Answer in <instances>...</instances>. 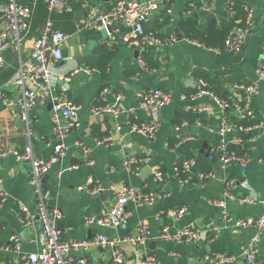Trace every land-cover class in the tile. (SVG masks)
<instances>
[{
    "label": "crops",
    "instance_id": "obj_1",
    "mask_svg": "<svg viewBox=\"0 0 264 264\" xmlns=\"http://www.w3.org/2000/svg\"><path fill=\"white\" fill-rule=\"evenodd\" d=\"M114 1H71V11L49 13L42 29L37 26L36 3L31 28L23 36L20 53L12 49L4 53L6 66L0 71V84L16 72L20 58L30 56L34 40L48 21L52 28L69 34L62 46V58L50 65L51 95L46 97L39 91L36 104L29 110L28 125L39 136L32 140V151L37 156H49L58 141L52 133L54 118H58L59 125L65 124L62 115L48 109V102H56L64 95L76 114V124L61 140L66 156L54 163L39 182L41 189L49 192L47 207L61 211L59 226L64 238L104 235L122 251L120 264H143L145 255H152L156 264H203L205 256L218 252L235 256L234 264H249L241 255V246L256 232L253 228L236 226L235 220L264 215V78H258L256 73L264 46V0H239L250 10V30L242 48L236 52L209 50L187 40L180 21L191 17L200 29H205L213 20L220 25L231 15L230 5L237 0L209 3L199 0L204 3L200 6L197 0H171L168 9L160 1L158 9L145 20V29H154L162 37L172 35L175 40L171 44L144 48L129 43L127 38L132 28L124 22L111 29L84 28L89 12L106 9ZM207 15H210L208 23ZM176 30L181 39L177 38ZM139 58L156 61L158 67L144 70L138 63ZM85 68L91 72H85ZM195 69L216 76L223 87L255 82L258 91L249 101L257 124L247 131L230 128L222 132V112L215 98L207 93L191 94L200 87L193 76ZM104 87L109 88V93H102ZM155 88L171 95L170 102L160 110L161 125L156 135L147 137L131 132L130 122L147 123L153 119L151 112L139 107V103L141 94ZM67 90L71 91V99H67ZM98 99L117 106L118 116L92 115L89 108ZM13 100L10 93L0 100V125L11 131L8 138L0 136V149L9 144L21 147L17 142L24 137L27 142L26 123L18 118ZM102 139L106 140L98 143ZM221 145L227 153L245 154L247 165L223 164ZM132 157L146 162L129 171L123 162ZM180 158L195 160L191 180L185 185L173 173V166ZM146 165L151 170L159 167L164 171L165 181L153 182L151 172L143 179L140 170ZM29 170L28 161L11 155L0 157V191L5 194L0 204V264H20L21 254L39 251L44 246V238L36 225H22L17 215L19 203L30 211L36 206ZM89 179L102 185L107 191L106 197L86 189L85 182ZM124 185L152 191L157 199L146 206L128 202V217L116 227L87 223V218H97L113 206L115 193ZM220 200L230 220L223 218L222 207L213 204ZM181 208L183 213L179 217L166 214L168 209ZM142 222L150 232L145 245L120 242L126 235L136 236ZM188 223L197 229L194 241L159 237L165 226L176 231ZM25 229L28 241L20 238V249L16 251L14 238H19ZM113 244L91 250L75 249L69 255L74 259L84 257L88 264H107ZM255 255L257 262L264 264V231L255 241Z\"/></svg>",
    "mask_w": 264,
    "mask_h": 264
},
{
    "label": "built area",
    "instance_id": "obj_2",
    "mask_svg": "<svg viewBox=\"0 0 264 264\" xmlns=\"http://www.w3.org/2000/svg\"><path fill=\"white\" fill-rule=\"evenodd\" d=\"M81 0H48L47 10L49 13L71 11L70 2ZM169 2L171 0H115L108 8L103 10H93L88 13L85 20L84 28L95 30L101 28L111 29L119 22H124L131 26L132 33L127 40L130 44L144 48L148 45H167L171 44L175 38L170 35L160 37L155 31L146 30L144 26L145 20L158 9V4ZM37 0H0V71L5 66L4 53L8 49H12L20 53L23 36L30 30L31 21ZM83 3V2H82ZM246 8L247 5L245 6ZM230 12L233 10L230 7ZM250 16V10L248 9ZM248 30L236 28L227 38L226 51H239L248 35ZM69 34L60 29H54L48 21L40 33L34 40L30 56L20 58L16 72L3 83L0 84V100L5 99L7 94L14 97V104L18 109V118L26 123L27 142L21 146L6 145L0 149V157L14 156L17 160L28 161L30 164L29 178L34 186L33 193L36 197V206L34 211H30L24 204L19 203L17 206L18 220L22 225L35 224L44 238L43 249L34 252L23 253L20 255V264H88L87 259L80 257L74 259L69 255L71 250L84 249L91 250L96 246H107L113 244L104 235H98L94 238L85 239H66L63 231L59 226L61 219V211L56 207H47L46 200L49 199V192L41 189L39 182L41 177L49 170V168L61 158L66 156V149L61 143L63 137L69 129L76 124V114L74 106L66 100L65 96L56 99V103L52 109L57 114L59 113L65 118V124L59 125L58 118H54L53 136L58 140L53 145V151L49 156H37L32 151V140L39 139V136L32 129L29 123V110L36 104L38 92L44 96L51 95L52 87V71L50 65L58 62L62 58V46ZM190 41V40H189ZM196 43L194 41H191ZM198 44V43H197ZM140 67L148 70L146 61L143 58L138 59ZM85 72L91 70L85 68ZM256 73L258 78H264V46L262 48V59L259 62ZM198 83L204 85L202 79H197ZM232 94L228 99H220L210 92L200 89L194 95L201 94L212 95L219 104L222 112L221 131L235 128L240 131H247L252 126H236L229 121V115L226 113V108L231 106L230 111L236 114L239 118L256 117L255 112L250 104V98L258 91V86L255 82L237 83L231 87ZM109 88L104 87L102 93H109ZM171 100V95L168 91L162 88H155L145 91L141 94L139 107L151 112L153 119L150 122H130L129 128L131 132L153 137L156 135L160 123V110L167 105ZM238 101H244L242 104ZM208 109V108H205ZM89 112L92 115H109L116 117L120 113L117 106L100 102L90 106ZM11 131L8 127L0 125V136L8 138ZM108 139V138H106ZM106 139L99 140L98 143H103ZM221 153L220 161L223 164L234 162L245 167L248 163V158L245 154L227 153L221 145L219 148ZM83 152L88 153L83 147ZM141 162H146L143 158H128L123 164L129 171H134L138 168ZM195 164L192 158L185 159L181 165L173 166L175 178L181 185L189 183L191 180V168ZM181 174H186L182 178ZM153 182H164L165 174L159 167H154L151 170ZM2 178L0 177V183ZM86 189L92 194H100L104 191L101 184H94L92 180H86ZM113 189V188H111ZM157 199V195L143 188H135L131 185H124L115 193L113 206L103 212L97 218H87L89 224L97 223L103 227H116L123 223L128 217L126 204L134 203L136 206H146L153 204ZM5 200L4 192L0 191V204ZM215 206L222 207L223 218L230 220L228 212L224 210V203L214 201ZM183 213V209H168L167 215L179 217ZM235 225L240 228H253L256 232L254 237L244 243L241 248V255L249 264H259L255 255V241L260 233L264 231V215L257 217H242L235 220ZM149 229L145 223H140L137 229V235H126L120 239V242H130L134 245L143 246L149 239ZM198 236L197 229L191 223L186 224L183 228L170 231L169 227L162 228L159 237L164 240L174 241H194ZM14 250L20 249V238H14ZM114 245V244H113ZM123 260V253L118 246L113 247L110 253V260L107 264H120ZM236 258L233 255L218 252L211 256H205L203 264H234ZM143 264H156L155 258L152 255H145Z\"/></svg>",
    "mask_w": 264,
    "mask_h": 264
},
{
    "label": "trees",
    "instance_id": "obj_3",
    "mask_svg": "<svg viewBox=\"0 0 264 264\" xmlns=\"http://www.w3.org/2000/svg\"><path fill=\"white\" fill-rule=\"evenodd\" d=\"M37 8L35 11V15L37 18V26L41 29L43 28V24L45 23L47 17L49 16V12L47 10V1L48 0H37ZM211 0H205L204 3H209ZM170 2V1H169ZM165 3V9H168L170 3ZM202 1L197 0L196 4L200 6L204 4ZM246 3L244 1H233L230 7L233 10V14L226 18V20L222 24H217L215 20L211 21L205 29H200L196 20L191 17H185L180 21V28L185 34V38L190 41H194L199 45L214 51H224L226 49V40L229 37L230 33L234 31L236 28H241L243 30H250V16L248 14V8L245 7ZM51 15V14H50ZM40 29V30H41ZM154 31V29H151ZM156 32V31H155ZM158 35V34H157ZM249 35V33H248ZM162 37V36H160ZM226 51V50H225ZM147 66L149 68L158 67V62L145 59ZM193 76L197 79H202L205 84L201 85L198 89H194L191 91V94H196L198 90L201 88L210 92L214 96L220 99H228L231 92V87H223L222 82L216 76L212 74L203 72L201 70L195 69L193 71ZM243 83V82H239ZM247 83V82H244ZM239 103H243L244 101H238ZM231 106L226 108V113L229 115V121L236 126L242 125L253 126L257 124L258 120L256 117L253 118H239L236 114H233L231 111ZM176 122V121H175ZM173 142L174 139H171ZM189 158H180L175 162L178 166L181 165L182 161ZM164 172V171H163ZM181 177H186V174H181ZM166 179V175H165Z\"/></svg>",
    "mask_w": 264,
    "mask_h": 264
},
{
    "label": "water",
    "instance_id": "obj_4",
    "mask_svg": "<svg viewBox=\"0 0 264 264\" xmlns=\"http://www.w3.org/2000/svg\"><path fill=\"white\" fill-rule=\"evenodd\" d=\"M76 14L78 15L79 13L78 12H76ZM154 14V13H153ZM210 20V15H207L206 16V21H207V23H208V21ZM176 34H177V38L178 39H181L182 38V35L179 33V31L178 30H176ZM66 95H67V99H71V91L70 90H67L66 91ZM56 102H48V109L49 110H52V107H53V105L55 104ZM18 122L20 121V120H17ZM22 140H21V142H17L18 144H20V146H23L24 145V143H25V140H26V138L24 137V138H21ZM205 147V144L203 145V148ZM150 172H151V168L148 166V165H146V166H144L143 168H141V170H140V175H141V177L144 179L146 176H148L149 174H150ZM45 177V176H44ZM101 196L102 197H106V195H107V191L106 190H104V191H102L101 193ZM19 238H21V240H23L24 242H27L28 240V237H27V231H26V229L25 230H22L20 233H19Z\"/></svg>",
    "mask_w": 264,
    "mask_h": 264
}]
</instances>
